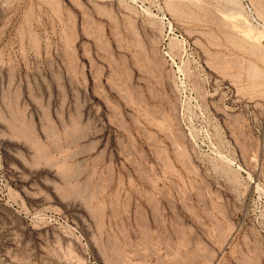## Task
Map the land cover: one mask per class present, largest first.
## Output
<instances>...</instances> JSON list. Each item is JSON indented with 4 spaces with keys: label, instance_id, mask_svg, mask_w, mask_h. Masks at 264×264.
Here are the masks:
<instances>
[{
    "label": "rangeland",
    "instance_id": "374dc122",
    "mask_svg": "<svg viewBox=\"0 0 264 264\" xmlns=\"http://www.w3.org/2000/svg\"><path fill=\"white\" fill-rule=\"evenodd\" d=\"M0 264H264V0H0Z\"/></svg>",
    "mask_w": 264,
    "mask_h": 264
}]
</instances>
